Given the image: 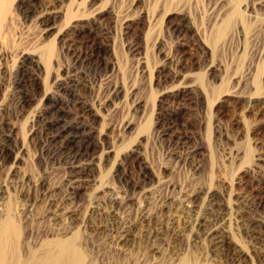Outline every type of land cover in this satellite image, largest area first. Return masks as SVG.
Listing matches in <instances>:
<instances>
[{"label": "rangeland", "instance_id": "rangeland-1", "mask_svg": "<svg viewBox=\"0 0 264 264\" xmlns=\"http://www.w3.org/2000/svg\"><path fill=\"white\" fill-rule=\"evenodd\" d=\"M0 14V216L23 256L74 236L82 264H264V0H0ZM72 100L90 108L80 184L44 126Z\"/></svg>", "mask_w": 264, "mask_h": 264}, {"label": "bare ground", "instance_id": "bare-ground-1", "mask_svg": "<svg viewBox=\"0 0 264 264\" xmlns=\"http://www.w3.org/2000/svg\"><path fill=\"white\" fill-rule=\"evenodd\" d=\"M23 2L30 10V6L33 0H23ZM239 14L240 11L237 8H233L230 12L228 11V13H226V15L223 18L222 27L229 26L233 18L239 16ZM2 19H3V15L0 14V27L2 24ZM35 64L41 67L40 60H35ZM89 109L86 107L78 106L75 100L67 102L64 106H60V107L49 106L45 108V113L48 114V116L44 122V126L46 129V134L48 136V139L49 141L56 143L60 149H66V150L71 149V151L69 152L70 157L73 160L71 165L72 168L71 170L73 171V181L76 184H80V182L82 181V172H83L81 165L82 155H84L85 152L87 151L88 143L90 142L91 139V131L86 126L87 125L86 119L90 115ZM5 126H6V121L2 120L0 117V129H3V134H2L3 137L1 140L2 148L9 147L11 141L10 139L11 136L9 131L7 132L4 130ZM176 131L173 123H168L164 130V134L168 135L172 139H179V136L176 133ZM209 207L210 206H208V208ZM211 208L209 209L211 210ZM210 210L208 211L210 212ZM205 230L206 232L204 235H206V238L209 240V243L214 248L224 247L222 225L218 224V222H214L212 226L207 227ZM20 232H21L20 226L18 225L13 215L2 214L0 216V264H82V249L76 244L75 242L76 240L73 238L74 236L73 237L56 236L54 238H50V240L44 243L40 251L32 250L29 251V253L26 256H23L20 253V246L18 245V238L20 236ZM179 264H195V263L191 262L188 259H182Z\"/></svg>", "mask_w": 264, "mask_h": 264}]
</instances>
